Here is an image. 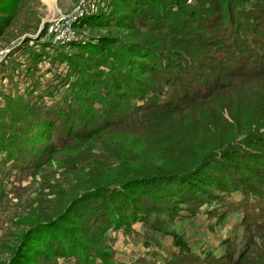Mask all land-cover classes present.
I'll return each mask as SVG.
<instances>
[{
    "label": "rangeland",
    "instance_id": "1",
    "mask_svg": "<svg viewBox=\"0 0 264 264\" xmlns=\"http://www.w3.org/2000/svg\"><path fill=\"white\" fill-rule=\"evenodd\" d=\"M263 2L0 0V264H169L204 254L234 261L245 253L249 264H261L264 232L234 212L239 195L229 191L243 180L264 181V147L252 148L245 135L232 139L247 130L260 108L243 105L249 81L230 79L222 69L233 71L226 54L231 48L224 47L232 41L230 23L255 52L253 58L264 53ZM71 20L73 37L64 41L61 31ZM104 41L108 48L99 52ZM162 60L171 62L168 73ZM130 62L136 65L129 67ZM106 63L117 73L108 75ZM126 74L160 89L161 101L178 107L185 106L181 98L194 95L188 85L203 93L222 85L227 92L214 100L225 102L228 96L231 111L249 120L237 126L224 110L219 122L208 108L183 116L190 124L176 132V141L212 154L185 185L154 180L129 197L113 188L80 192L88 171L79 170L87 161L78 157V137L132 115L124 124L129 128L141 118L134 109L148 103L122 98L129 107L113 117L103 114L111 112L103 109L99 95L114 90L113 75L124 79ZM257 83L251 90L264 85ZM251 130L250 139L264 140V128ZM219 135L230 139V147L218 150ZM91 173L95 178L97 172ZM69 212L74 216L65 223L39 228L30 238L36 223ZM77 241L85 262L71 252Z\"/></svg>",
    "mask_w": 264,
    "mask_h": 264
},
{
    "label": "trees",
    "instance_id": "2",
    "mask_svg": "<svg viewBox=\"0 0 264 264\" xmlns=\"http://www.w3.org/2000/svg\"><path fill=\"white\" fill-rule=\"evenodd\" d=\"M15 4L13 3L10 7H13ZM234 24L236 25L237 23L235 22ZM229 26L230 33L232 34V41L230 43H224V47L227 46L231 48L228 51L229 53L226 54L227 57L232 60L233 71L228 73L227 67H224L222 71L226 74V77L230 79L246 78L247 81H249L247 87L248 97L244 99L242 98L243 105L248 106L252 110L255 107L253 105H259L257 107L260 108V110L257 111V116L254 114L253 119L255 120L253 123L249 124L247 130H242V132L233 135L232 139H237L245 135L246 141H252V148L256 149L257 147L260 149L264 147V140L256 141L253 139L254 137L251 139L249 137L253 134L251 127H254L257 131L264 128V85L256 90H251L250 85L256 84L253 86L258 87L260 83L257 82L264 81V53L256 55V57L253 58L252 56L255 52L250 50L246 41L240 39L234 34L233 23H230ZM262 35L264 36V31ZM132 46L137 47V45ZM99 47V52L101 51V48L102 50L108 48L107 41L100 42ZM135 52L136 51H132L131 58L137 60L136 58H138V56L134 55ZM147 59L149 60V57ZM151 62L156 66L159 65L156 60ZM124 64L125 63H123V65ZM160 64L162 70H165L166 73L170 71L171 62L168 60H162V63ZM133 65H136L135 62L129 63V67ZM104 67V69L108 70V75L117 73V71H114L112 63H106ZM186 71H189L194 75L192 70L188 69ZM185 73L187 74L188 72ZM162 74L164 73H160V75ZM130 79H133L131 74H126L124 79L120 78L118 75H113L111 77V88L114 89L112 91L115 92L118 90L122 93L121 95L113 97L111 96V94H113L112 91L106 89V91H103L102 95H99V103L103 109L106 110L109 107V112H111L107 113V111H103V114L105 116L113 117L114 111L119 110L121 107H129L123 105V102L120 101L122 98H124V100L129 98L134 102L147 100L148 103L143 105L138 104L139 107L134 106V108L136 107L134 110L136 113L141 114V118L134 121L136 124L129 128L124 126V124H127L125 123V121L127 122L126 119L131 118L132 115H127L126 118L124 117L125 120L121 122L109 121L104 130L100 131V129H96L95 131L85 133L78 137L75 146L82 149V151H79L78 157L83 155L85 157L84 160L87 161L86 164L80 163L81 166L79 167V170L84 171L87 169L88 171L83 183V188L80 192H86L90 189H100L103 191L105 189L113 188L124 191L126 196L129 197V195L133 196V194H137L142 186H151L154 180H183L181 183L185 185V180L188 179L190 175L194 174L193 172H195L200 166H203L206 159L211 157L212 154L210 155L211 151L205 153L202 152V149L192 146L186 148L184 143L176 141V132L186 128L187 124H190L187 120H183V116L186 114H193L195 117L197 112L208 108L211 109V111H214L219 122H221L220 119L223 116L224 110L229 111L231 120L236 122L237 126L244 122L247 123L249 120L247 116L241 117L237 114L235 115V113L231 111V106L229 107L228 103H225L228 101V96L224 98L225 102L218 103L214 100L219 97V95L227 92L228 89H222V85L218 86L217 84H214L213 87H215V89L213 90L212 88L211 92L206 91L205 93L196 91V87L193 89V86L188 85V91L193 90L192 93L194 95L190 98L185 96L181 98L182 104L185 106L178 107L172 105L170 102L169 104L167 102H162L161 100H164V98L162 96L163 92L160 89H150L147 84L142 85L137 81L135 83L134 79ZM191 82H193V80ZM198 82L201 83L203 87H207V84L200 81ZM167 85H169L170 88L172 86L171 83H167ZM176 89L178 88L176 87ZM104 93L108 94L107 98L104 96ZM117 99L120 102H118ZM247 112L252 111L248 110ZM193 119L195 118H192L191 120ZM218 125L221 126V124ZM223 126L225 127L224 123ZM188 129L193 133L194 130L192 127H189ZM217 139L218 150L224 149L225 146L230 147V139L226 142L225 135H219ZM166 159L175 163H177L178 160L181 161L177 165L175 164L174 166L171 165L167 167L163 164ZM92 171L97 172L95 178L94 174L92 175L91 173ZM259 177L262 178L261 176ZM263 182L264 181L261 179L260 181L258 180L257 183L251 181L248 183L243 180L239 185L235 186L236 188H229L230 193H236L239 195V199H237L232 205L234 212L239 214L240 218L245 221L252 219L253 222H255L254 226L257 232H264V189L261 187ZM197 183L201 185L200 181H197ZM190 188L194 190V188ZM227 191L228 190H224V192ZM104 198L106 197H103V199ZM75 200L76 198L68 200V203L75 202ZM241 210L244 211V213L241 212ZM72 216H74L73 213L69 212L66 215L60 214L56 216L55 219L48 223H36L35 229L30 234V238L31 236H35V230L44 228L45 226L62 225L66 220L71 219ZM77 242L79 244L75 243L73 247L74 249L71 252L76 256L78 255V257L85 262V254L82 247H80L82 242ZM250 256H252L251 253ZM247 261H250L249 254L247 253L242 254L238 260L234 261L229 258V255L220 257L215 256L214 254H204L193 260H186L181 263L171 262L169 264H249ZM15 262V264H21V261L16 260ZM261 264H264V260Z\"/></svg>",
    "mask_w": 264,
    "mask_h": 264
},
{
    "label": "built area",
    "instance_id": "3",
    "mask_svg": "<svg viewBox=\"0 0 264 264\" xmlns=\"http://www.w3.org/2000/svg\"><path fill=\"white\" fill-rule=\"evenodd\" d=\"M72 26H73V22L68 21L67 25L65 26V29H62V39L64 41H70L73 37V32H72Z\"/></svg>",
    "mask_w": 264,
    "mask_h": 264
},
{
    "label": "bare ground",
    "instance_id": "4",
    "mask_svg": "<svg viewBox=\"0 0 264 264\" xmlns=\"http://www.w3.org/2000/svg\"><path fill=\"white\" fill-rule=\"evenodd\" d=\"M48 1H50V0H48Z\"/></svg>",
    "mask_w": 264,
    "mask_h": 264
}]
</instances>
